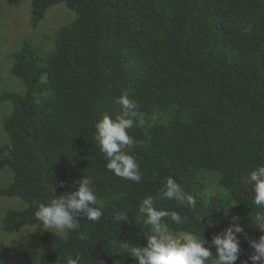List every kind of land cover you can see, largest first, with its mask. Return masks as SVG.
<instances>
[{"label": "trees", "instance_id": "1", "mask_svg": "<svg viewBox=\"0 0 264 264\" xmlns=\"http://www.w3.org/2000/svg\"><path fill=\"white\" fill-rule=\"evenodd\" d=\"M29 1L33 26L60 2L75 17L46 36L49 47L25 38L13 53L9 73L24 89L0 94L10 103L1 122L7 141L0 144V171L12 173L0 196L26 206L8 208L1 228L14 233L34 224L52 190L72 191L84 175L93 179L103 216L98 222L79 216L65 237L44 231L39 259L22 250L21 263L66 264L79 256V264H134L120 245L146 246L139 202L156 197L168 176L197 198L195 210L157 200L188 217L170 226L203 232L210 242L238 223L248 259L249 241L261 235L251 217L264 211L246 182L264 164V0ZM123 90L140 105L142 123L129 130L139 145V183L107 170L93 138L103 114L120 113L114 101ZM168 110L174 116L166 123L143 121ZM203 172L218 174L228 198L204 196ZM117 211H126L128 222L116 223Z\"/></svg>", "mask_w": 264, "mask_h": 264}, {"label": "clouds", "instance_id": "2", "mask_svg": "<svg viewBox=\"0 0 264 264\" xmlns=\"http://www.w3.org/2000/svg\"><path fill=\"white\" fill-rule=\"evenodd\" d=\"M120 106V113L113 118L108 113L98 119L94 125V141L103 153L105 167L114 175L139 183L143 179L134 149L137 139L129 130L140 123L138 102L129 96L126 90L114 101ZM246 182L254 193L252 203L264 208V164L253 168ZM157 200L174 201L178 206L195 210L197 198L185 189L174 177H165L156 197L147 196L139 202L142 223L148 228L146 246L140 243L124 242L120 247L132 258L134 264H235L241 253L239 235L242 227L236 223L213 235L210 242L202 234L193 230H175L170 226L184 224L188 217L178 211L157 205ZM85 216L88 221L98 222L103 216L94 190L93 179L83 176L74 190L56 195L47 202H40L34 212L35 220L43 230L52 233L71 232L77 226V218ZM118 224L128 222L126 211H117L113 217ZM201 216L199 217V221ZM251 224L261 235L258 240H250L252 253L241 264H264V211H257L251 217ZM211 226V221L209 222ZM209 244V246H205ZM215 247V253L212 247ZM66 264H79V256L66 257Z\"/></svg>", "mask_w": 264, "mask_h": 264}, {"label": "rangeland", "instance_id": "3", "mask_svg": "<svg viewBox=\"0 0 264 264\" xmlns=\"http://www.w3.org/2000/svg\"><path fill=\"white\" fill-rule=\"evenodd\" d=\"M29 0H22L17 5H9L6 0H0V94L4 91L22 92L24 87L20 81L9 73V67L13 62V53L19 49L23 39H30L36 44L49 47L56 28L74 19L75 13L60 2L47 8L43 19L35 26L30 23ZM8 101L0 102V144L7 141V136L1 122L7 109ZM174 116V111L154 112L146 114L143 121L147 124L154 122L166 123ZM205 179L204 196L228 198V191L218 184L216 172H203ZM12 179V173L5 167L0 171V187L7 185ZM26 203L18 197L0 196V220L8 208H23ZM44 231L38 222L23 226L18 232L7 233L2 230L0 224V258L1 264H22L19 253L28 251L34 260H38L41 254V235ZM65 237L66 233L55 232ZM246 251L241 249L240 257L235 264H241L245 260Z\"/></svg>", "mask_w": 264, "mask_h": 264}]
</instances>
